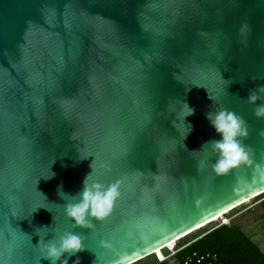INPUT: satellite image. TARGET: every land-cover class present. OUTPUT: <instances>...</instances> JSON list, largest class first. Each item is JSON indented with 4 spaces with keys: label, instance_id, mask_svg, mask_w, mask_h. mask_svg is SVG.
<instances>
[{
    "label": "water",
    "instance_id": "obj_1",
    "mask_svg": "<svg viewBox=\"0 0 264 264\" xmlns=\"http://www.w3.org/2000/svg\"><path fill=\"white\" fill-rule=\"evenodd\" d=\"M259 85L264 0H0V264H49L38 241L69 232L84 250L68 264H133L263 194ZM219 109L253 150L224 176L201 149L221 139L205 118ZM91 171L120 195L78 228L64 205Z\"/></svg>",
    "mask_w": 264,
    "mask_h": 264
},
{
    "label": "clouds",
    "instance_id": "obj_2",
    "mask_svg": "<svg viewBox=\"0 0 264 264\" xmlns=\"http://www.w3.org/2000/svg\"><path fill=\"white\" fill-rule=\"evenodd\" d=\"M257 92H264V85H259L256 90L249 92L246 98L248 104L257 105V100L260 99L256 94ZM208 98L211 100L209 96ZM181 112L182 120L185 123V119L192 116L195 109L190 107L186 101H183ZM253 115L257 119L264 118V104L257 105L253 110ZM205 118L208 120L215 133L221 137L219 140H210L206 142L201 148L203 149L205 146L209 147L212 154L217 157L216 162L212 165V170L215 175L224 176L228 174L230 170L242 164H250L251 160L249 159V154L253 150L243 143V140L247 139L249 136V126L247 122L241 116L228 109L209 111L205 114ZM185 125L187 127L186 138L192 131V125L186 123ZM259 135L264 138V131H261ZM54 162L55 161H53V163ZM92 164L90 165L91 169ZM91 174L92 171L83 181V190L78 194V202L76 196H71L73 202L64 205L66 217L73 221L74 225L78 228H91L92 219L102 221L108 217L113 209L114 201L120 195L118 184L107 187L100 183L89 184L88 180ZM54 175V173H51L50 176L44 179H51ZM57 194L62 199L64 196H68L62 191V187H58ZM40 229H47V227L41 226L36 228L35 231ZM37 246L40 247L42 259L48 260L49 264H57V261H59L60 264H68L67 259H61L62 256L66 254L68 256L76 255L84 250L81 236L71 232L51 240H39ZM73 264H80L79 259L73 261Z\"/></svg>",
    "mask_w": 264,
    "mask_h": 264
},
{
    "label": "trees",
    "instance_id": "obj_3",
    "mask_svg": "<svg viewBox=\"0 0 264 264\" xmlns=\"http://www.w3.org/2000/svg\"><path fill=\"white\" fill-rule=\"evenodd\" d=\"M260 208L264 216V199ZM174 257L177 264H264V253L240 227L228 224L204 232Z\"/></svg>",
    "mask_w": 264,
    "mask_h": 264
},
{
    "label": "rangeland",
    "instance_id": "obj_4",
    "mask_svg": "<svg viewBox=\"0 0 264 264\" xmlns=\"http://www.w3.org/2000/svg\"><path fill=\"white\" fill-rule=\"evenodd\" d=\"M264 199V193L246 201L244 204L230 210L213 222L191 232L173 244L149 255L133 264H177L175 253L196 240L201 234L207 232L223 222L241 228L242 232L264 253V216L260 208V202Z\"/></svg>",
    "mask_w": 264,
    "mask_h": 264
},
{
    "label": "snow or ice",
    "instance_id": "obj_5",
    "mask_svg": "<svg viewBox=\"0 0 264 264\" xmlns=\"http://www.w3.org/2000/svg\"><path fill=\"white\" fill-rule=\"evenodd\" d=\"M236 203L235 201H233V204ZM230 205H225V207H228ZM113 207H114V204H113ZM191 227V226H190ZM188 230V229H187ZM187 230H181L180 232H176L172 235H169V236H166L165 238L161 239L160 241L154 243L153 247H158L160 246L161 244L167 242L168 240H171V239H174L176 236L182 234V232L184 231H187ZM150 249H145L144 251H149Z\"/></svg>",
    "mask_w": 264,
    "mask_h": 264
},
{
    "label": "bare ground",
    "instance_id": "obj_6",
    "mask_svg": "<svg viewBox=\"0 0 264 264\" xmlns=\"http://www.w3.org/2000/svg\"><path fill=\"white\" fill-rule=\"evenodd\" d=\"M247 201H248V200H247ZM245 202H246V201H245ZM245 202H243L242 204H244ZM242 204H241V205H242ZM228 212H229V211H228ZM225 213H227V212H224V213H222L221 215H218V216L213 217L211 220H209L207 223L201 225L199 228H201V227L207 225V224L210 223V222H213L215 219L219 218V216H222V215H224ZM199 228H197V229H199ZM173 243H174V242L167 244L166 247L169 246V245H171V244H173ZM157 251H159V250H157ZM157 251H155V252H157ZM155 252H154V253H155ZM154 253H153V254H154Z\"/></svg>",
    "mask_w": 264,
    "mask_h": 264
},
{
    "label": "built area",
    "instance_id": "obj_7",
    "mask_svg": "<svg viewBox=\"0 0 264 264\" xmlns=\"http://www.w3.org/2000/svg\"><path fill=\"white\" fill-rule=\"evenodd\" d=\"M228 224V221H226V220H223V222L221 223V224H219V225H227ZM218 225V226H219Z\"/></svg>",
    "mask_w": 264,
    "mask_h": 264
}]
</instances>
